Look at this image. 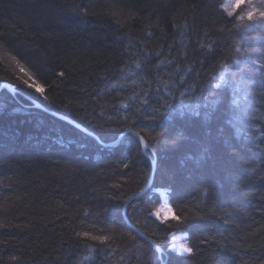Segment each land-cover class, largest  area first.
Wrapping results in <instances>:
<instances>
[{"label": "trees", "instance_id": "trees-1", "mask_svg": "<svg viewBox=\"0 0 264 264\" xmlns=\"http://www.w3.org/2000/svg\"><path fill=\"white\" fill-rule=\"evenodd\" d=\"M224 1L195 0L211 5L199 13H207V21H198L199 36L192 29L184 36L177 32L176 55L170 56L171 41L159 39L158 31L153 43L147 37L152 29L141 31L143 25L136 23L128 32L116 23L160 0H0V35L8 40L0 41V86L17 92L0 91V222L8 225L0 228V264H17L9 257L22 253L20 264H159L156 251L121 215L123 202L147 183L153 158L151 190L127 205L125 218L156 242L165 264H264V124L246 138L231 123L232 90L218 79L222 66L232 63L239 34L236 18L222 11ZM165 2L184 12L185 0ZM82 7L107 11L84 19L78 14ZM142 38L139 50L146 46L153 62L146 79H141L144 57L132 55ZM196 39L218 45L220 53L213 59L205 49L194 57ZM185 56L189 59L177 68ZM164 59L173 64H161L157 74L156 64ZM17 60L38 82L47 81L49 101L20 85ZM61 70L70 75L59 77ZM181 79L191 87L177 90ZM149 91L152 100L163 96L173 108L144 105L143 93ZM259 97L264 115V90ZM27 99L82 126L98 141L32 108ZM156 108L160 115L147 119ZM129 129L145 136L146 157L131 135L114 147L103 146ZM209 183L216 189L211 197L205 194ZM155 189L166 191L179 221L160 223L149 216L159 204ZM197 214L204 219H194ZM177 229L194 247L193 257L168 250L167 237ZM73 231L112 235L115 242L77 238Z\"/></svg>", "mask_w": 264, "mask_h": 264}, {"label": "snow or ice", "instance_id": "snow-or-ice-1", "mask_svg": "<svg viewBox=\"0 0 264 264\" xmlns=\"http://www.w3.org/2000/svg\"><path fill=\"white\" fill-rule=\"evenodd\" d=\"M107 7H111V5H108ZM180 8L184 9V12H177L176 11V5L171 4L168 2H165V0H160L159 4H153L149 3L145 6L143 9H137L134 11H129V15L127 18V21H116L118 25L121 26H127L128 32H132V25L136 23H140L143 25V28L141 31H144L145 29H152V31L147 32V37H152L153 38V43H155V33L158 31L161 33V36L159 39L162 40H170L171 43L167 44L169 55H176V49H175V43H176V35L177 32L181 36L185 35V32L188 29H192L194 34L196 36L200 35L199 29H198V21L200 22H206L207 21V13H205L203 16H200L199 13L201 9L205 8H211V5H208L206 3H201L197 4L195 0H191L189 3L188 0H185V4H181ZM151 9V10H150ZM157 9H163V11H157ZM107 9H105V13H95L92 12L89 7H82L78 10V14L86 19L89 15H103L106 14ZM227 13V17L229 18H238L241 21H244L247 19L248 21H254V20H261L264 21V0H232V3L228 6L227 9H225ZM192 14V20L189 22L188 20V14ZM165 27L169 28L170 30L165 32ZM172 29L176 31H172ZM209 31H205L204 35L209 36ZM146 38H142L141 43H138L136 45V48L138 49L137 52L133 53L132 55H139L144 57V65L146 68V71L144 72L143 76L141 79H146L147 77L152 75V69L148 67V65L152 64L153 62L149 60L148 56L151 55V52L149 49L145 46L143 50H139L141 47L142 43H145ZM0 41L2 42H8L5 36L0 35ZM207 49L208 53L215 58V56L220 53L219 46H213V44H204L201 40L196 39L194 41V44L192 46V55L195 56H203L204 51ZM237 51H239L237 49ZM163 53V45L160 46V51L155 52V56L159 57ZM131 58V57H130ZM15 59V57H13ZM189 59V57L185 56L183 58H180L176 62V67L179 68V65L181 62L184 60ZM193 63H196L198 61L193 60ZM17 67L19 69V72L22 73L21 77H18L17 79L19 80L20 85H23L26 89L32 90L30 92V95L34 94H39L38 97L34 95V98H42L43 101H49V96L46 94V88L45 85L47 84V81L45 80L44 83L38 82L37 78L34 77L28 70H26L24 64H22L19 60L16 61ZM161 64H173V60L171 59H164L160 60L158 64H156V69H157V74L158 70ZM137 68L141 67L140 63L136 64ZM122 70V69H121ZM193 71V69H189V72ZM254 73H257L260 75L262 78L261 83L264 84V63H262L258 68L253 69ZM59 77H66L70 75L66 70H61L58 73H56ZM111 75V73H109ZM26 77V78H25ZM43 79V77H40ZM215 79V78H213ZM55 83V82H53ZM148 83H151V81H148ZM177 83V90L182 89V88H190L191 86L187 84V81L184 79H181L176 82ZM58 87V85H57ZM112 87H115L113 85ZM219 87V85H217ZM160 92V89H156V93L158 94ZM182 96L184 95L183 92L180 93ZM143 96L145 97L142 100V103L144 105H148L149 107L152 106V104H159L160 107L172 109L173 105L168 104L166 99L163 96H159L157 99L152 100L151 96L152 93L149 92H144ZM164 100V103L161 104L160 101ZM181 104H183V101H181ZM261 105L264 106V98H261ZM127 107V105H125ZM139 111V109H137ZM154 112L156 114L154 115H149L146 118L149 120H155L157 118V115H160L159 113V108L154 109ZM103 114V113H102ZM199 113H197L198 115ZM131 131V129H129ZM136 137H138V145H143L145 149H148L149 145L146 143L145 136L141 135L140 132L135 133ZM159 135V133H157ZM155 139V137H153ZM258 147V145H257ZM206 156V153L204 154ZM202 158H204L202 156ZM124 168H128L129 164L125 163L123 165ZM199 183V181H198ZM113 188L118 187V185H113ZM151 189H149L150 191ZM215 185L209 183L208 186L205 189V194L209 197L212 196V193L215 191ZM141 193L146 195L147 192L145 191L144 188H141ZM115 194L113 196L108 197L109 200H112L114 198ZM123 203L129 204L128 200H125ZM131 207V205L129 204ZM150 217H155L157 221L160 223H167L169 217L173 220L179 221L181 219L180 216L176 215L173 212V209L171 206L167 208L166 211L162 212L160 209L155 210L154 212L149 213ZM194 219H204L203 216H199L197 214ZM225 223H228L227 220H225ZM8 225L4 222H0V228H5ZM115 232L116 230L113 229ZM72 235L75 237H83V238H88L93 241H99L101 244H105L106 242L112 241L115 242L114 237L112 235H92L88 231H73ZM249 235H252V233H249ZM172 239L175 240L176 237L173 234ZM151 244L153 247L156 246L155 241H151ZM111 245H109L110 247ZM179 250L180 252L186 256V257H193L196 252L193 246H190L189 243H181L179 244ZM38 254L33 250V255ZM105 257H107V253H105ZM153 257H155V253H153ZM22 259H25L23 253L21 255H12L9 257L10 261L17 262V264H20ZM120 259L123 261L124 257H120ZM161 261L163 262L164 260V255L163 252H161L160 256ZM145 264H150V262L146 261Z\"/></svg>", "mask_w": 264, "mask_h": 264}, {"label": "rangeland", "instance_id": "rangeland-1", "mask_svg": "<svg viewBox=\"0 0 264 264\" xmlns=\"http://www.w3.org/2000/svg\"><path fill=\"white\" fill-rule=\"evenodd\" d=\"M231 3L232 0H225L221 7L226 15L225 9ZM236 20L239 35L234 43L233 60L231 64L222 66L218 82L229 85L232 90L229 111L232 114L231 123L234 124L235 132H241L246 138H251L257 132V124H264V115L261 111L259 112L260 107L258 106L264 84L261 83L260 75L253 71L264 63V21L258 19L241 21L238 18ZM152 192L159 198V204L152 212L157 209L162 212L166 211L169 207L166 191L155 189ZM167 222H175V220L169 217ZM173 234L176 237L175 240L172 239ZM168 242L171 250L177 255L184 256L179 250V244L186 243V235L183 232L178 229L172 232L168 237Z\"/></svg>", "mask_w": 264, "mask_h": 264}, {"label": "water", "instance_id": "water-1", "mask_svg": "<svg viewBox=\"0 0 264 264\" xmlns=\"http://www.w3.org/2000/svg\"><path fill=\"white\" fill-rule=\"evenodd\" d=\"M2 90H3V91H6L7 93L12 94V95H14V94L17 93L16 90H15L14 88H12L11 86H9V85H7V84H2V85L0 86V91H2ZM27 100H28V99H27ZM28 101L31 103L32 108L37 109V110H40V111H42V112H45L46 114L52 116L53 118H55V119H57V120H59V121H62V122H64V123H66V124H68V125L74 127L75 129H77L78 131L82 132L83 134H86V135L92 137L93 139H95L96 141H98V139H97L95 136H93L91 133H89L88 131H86L83 127H81L80 125L74 123V122L71 121L70 119H68V118H66V117H64V116H61V115L55 114V113H51V112H49V111L43 109V107H41L37 102H35V101H33V100H28ZM125 135H131V136H132L133 138H135V139L137 140V142H138V137H136L135 133H134L133 131L126 130V131L122 132V133L117 137V139H116L115 142H112V143L107 144V145H103L102 143H101V144H102L104 147H105V146H107V147H114V146H116V145L119 143V141L121 140V138H122L123 136H125ZM139 146H140V148H141V152H142V154L146 157V156H147V154H146V149L143 147V145H139ZM150 165H151V173H150V175H149V178H148L147 183H146L145 186L143 187V188L145 189L146 192L149 191V189L152 187V182H153V177H154V172H155V159H154V158H153L152 160H150ZM143 195H144V194H142L141 191H139L137 194H135V195H133L131 198H129L128 201H129V203H130L131 201H133V200H135V199H137V198H140V197H142ZM127 205H128V204H125L124 207H123V210H122V217H123L124 222H125L126 224H127V220H126V218H125V211H126V207H127ZM131 230H133V231H134V232H135L140 238H142L145 242H147V243H148V244H149V245H150V246H151V247L157 252V254L160 255L161 251H160V249H159L157 246L153 247V245L151 244V241L148 240L143 234L139 233L135 228L131 227Z\"/></svg>", "mask_w": 264, "mask_h": 264}, {"label": "bare ground", "instance_id": "bare-ground-1", "mask_svg": "<svg viewBox=\"0 0 264 264\" xmlns=\"http://www.w3.org/2000/svg\"><path fill=\"white\" fill-rule=\"evenodd\" d=\"M82 127V126H81ZM86 130V129H85ZM87 131V130H86ZM82 133V132H81ZM146 151H147V149H146ZM137 194V193H136ZM127 226H129V228L131 229V227H133L129 222H127ZM133 228H135V227H133ZM136 229V228H135ZM137 230V229H136ZM138 231V230H137ZM181 231V230H180ZM139 232V231H138ZM174 232V231H173ZM182 232V231H181ZM140 233V232H139ZM170 234H172V232L170 233ZM170 234L168 235V237L170 236ZM167 237V238H168ZM168 250L170 251V252H172V253H174V254H176L173 250H171L170 249V246L168 247ZM161 252H163L162 250H160ZM157 253V252H156ZM163 255H164V260H163V262L161 261V259H160V256H161V253H160V255L159 254H157V257H158V261H159V264H165V260H166V256H165V253L163 252Z\"/></svg>", "mask_w": 264, "mask_h": 264}]
</instances>
